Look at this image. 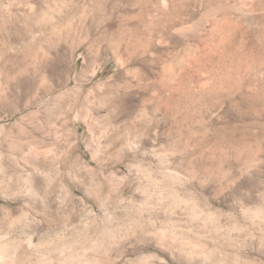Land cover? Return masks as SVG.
<instances>
[{"label":"rangeland","instance_id":"374dc122","mask_svg":"<svg viewBox=\"0 0 264 264\" xmlns=\"http://www.w3.org/2000/svg\"><path fill=\"white\" fill-rule=\"evenodd\" d=\"M106 64L156 143L113 147L89 96ZM49 183L78 212L112 204L107 264H264V0H0V217Z\"/></svg>","mask_w":264,"mask_h":264},{"label":"clouds","instance_id":"9594fccd","mask_svg":"<svg viewBox=\"0 0 264 264\" xmlns=\"http://www.w3.org/2000/svg\"><path fill=\"white\" fill-rule=\"evenodd\" d=\"M124 79L123 72L113 71L106 64L98 77L100 83L95 85V95L89 92V96H93L91 103L101 108L106 105L112 111L110 127L115 132L113 147L123 138L130 136L156 143L159 123L141 119L137 115L141 102L138 94H128L123 86L116 87L117 83ZM108 81H111L112 86L106 88L104 85ZM160 138H163L162 133ZM157 151L154 148L152 154ZM142 155L147 156L149 153L145 152ZM152 167L158 173L163 168V166L156 168L155 162ZM56 175L62 177L64 174L58 172ZM68 178L79 183L74 172H69ZM12 182L13 178H6V184ZM60 188L63 189L62 182ZM52 190L53 185L49 183L41 197L46 207L42 210L34 208L32 214L26 216V221L10 220L7 216L0 217V264H107L102 257L107 255L111 246L109 237L114 220L109 215L108 208L112 207V204L105 200L93 205L103 212L102 216L91 210L78 212L75 207L69 209L63 202L57 205L55 199H49ZM6 193L5 187L0 194ZM115 203L124 204L125 201L117 200ZM88 207L85 205V209ZM20 236L23 238H18ZM30 236H47L49 239L44 243L30 246L25 242ZM88 253L95 255L88 258Z\"/></svg>","mask_w":264,"mask_h":264},{"label":"bare ground","instance_id":"6f19581e","mask_svg":"<svg viewBox=\"0 0 264 264\" xmlns=\"http://www.w3.org/2000/svg\"><path fill=\"white\" fill-rule=\"evenodd\" d=\"M10 70V69H9Z\"/></svg>","mask_w":264,"mask_h":264}]
</instances>
